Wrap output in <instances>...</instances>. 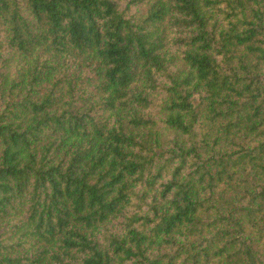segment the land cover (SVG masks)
I'll list each match as a JSON object with an SVG mask.
<instances>
[{
	"label": "trees",
	"instance_id": "1",
	"mask_svg": "<svg viewBox=\"0 0 264 264\" xmlns=\"http://www.w3.org/2000/svg\"><path fill=\"white\" fill-rule=\"evenodd\" d=\"M0 264H264V0H0Z\"/></svg>",
	"mask_w": 264,
	"mask_h": 264
}]
</instances>
